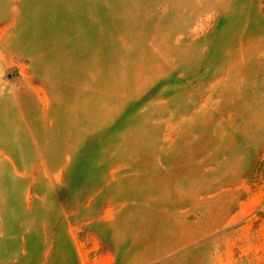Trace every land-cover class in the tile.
I'll list each match as a JSON object with an SVG mask.
<instances>
[{
	"label": "rangeland",
	"instance_id": "374dc122",
	"mask_svg": "<svg viewBox=\"0 0 264 264\" xmlns=\"http://www.w3.org/2000/svg\"><path fill=\"white\" fill-rule=\"evenodd\" d=\"M0 264H264V0H0Z\"/></svg>",
	"mask_w": 264,
	"mask_h": 264
}]
</instances>
